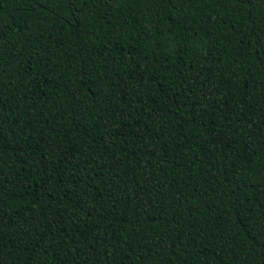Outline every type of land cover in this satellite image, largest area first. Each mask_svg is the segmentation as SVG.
<instances>
[{
  "label": "trees",
  "instance_id": "trees-1",
  "mask_svg": "<svg viewBox=\"0 0 264 264\" xmlns=\"http://www.w3.org/2000/svg\"><path fill=\"white\" fill-rule=\"evenodd\" d=\"M0 264H264V0H0Z\"/></svg>",
  "mask_w": 264,
  "mask_h": 264
},
{
  "label": "snow or ice",
  "instance_id": "snow-or-ice-1",
  "mask_svg": "<svg viewBox=\"0 0 264 264\" xmlns=\"http://www.w3.org/2000/svg\"><path fill=\"white\" fill-rule=\"evenodd\" d=\"M0 39H2V37H0ZM0 135H2V131H0Z\"/></svg>",
  "mask_w": 264,
  "mask_h": 264
}]
</instances>
